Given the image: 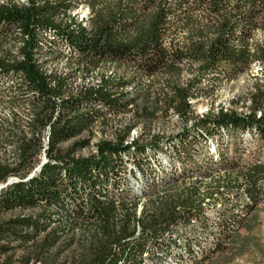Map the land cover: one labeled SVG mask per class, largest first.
<instances>
[{
  "label": "rangeland",
  "instance_id": "374dc122",
  "mask_svg": "<svg viewBox=\"0 0 264 264\" xmlns=\"http://www.w3.org/2000/svg\"><path fill=\"white\" fill-rule=\"evenodd\" d=\"M57 1L0 0V187L16 180L0 189V264H110L124 256L122 240L140 245L193 217L219 230L198 264H264V199L245 201L264 184V0H164L157 42L144 50L140 37L121 55L91 49L97 30L101 47H116L129 44L136 22L107 43L95 20L106 0H82L49 21ZM31 14L28 27L21 15ZM223 37L229 54L212 61ZM72 44L81 60L56 55ZM109 88L118 104L109 105ZM80 110L92 116L68 122ZM230 116L251 124L234 127ZM143 163L154 184L140 178ZM125 167L138 177L135 201L106 191Z\"/></svg>",
  "mask_w": 264,
  "mask_h": 264
},
{
  "label": "trees",
  "instance_id": "16d2710c",
  "mask_svg": "<svg viewBox=\"0 0 264 264\" xmlns=\"http://www.w3.org/2000/svg\"><path fill=\"white\" fill-rule=\"evenodd\" d=\"M82 0H58L57 2L60 3L61 8H59L58 11H55L51 16H49V21H56V15H58L59 13H63L66 12L67 10H64L67 7H71V6H76L77 2H81ZM84 2L86 1V3L89 0H83ZM107 2L105 3L104 7L102 9H99L96 13L95 16V20H98L102 24L105 25V29H106V39L105 41H107V43H109L110 39H114L116 37V34H119L120 30L117 29L118 26L122 25L123 27L129 26L131 24H133L134 22H136V30H135V34L130 37V42L129 44H118L116 47H109V48H103L98 44V34L100 31L97 30V33L94 37V40L91 44V49L96 53V54H101V53H108L109 55H121L122 53L126 52L128 50V47H130L131 43H135L138 41V39L140 37H143L145 40V43L143 45V49L147 50L150 49L151 46L157 42V39L159 37V28L160 26L164 23V21L167 18V12H168V3L164 0H144L142 2H134L136 0H112L113 3L110 4L109 0H106ZM111 1V0H110ZM218 2H220V0H212L211 4L213 6H217ZM60 7V6H59ZM33 8V7H32ZM34 9V8H33ZM58 9V8H57ZM35 10V9H34ZM35 12V11H34ZM33 12V13H34ZM14 13L17 15H20L18 11H16L13 8H6L4 9V11L2 12V14H4L7 17H13ZM34 14H31V17L29 15V17H23L24 15H21V19L22 22L25 23V25H27L28 27L32 26V20H29L30 18H32ZM94 18V16H93ZM29 20V21H27ZM222 24L225 26L228 25V22L224 21L222 22ZM121 28V29H122ZM237 30V29H236ZM5 31V28L1 25L0 26V33H3ZM32 31V30H30ZM26 38H30V40L33 39L34 35L33 33L31 34L29 33H25ZM228 37V36H227ZM226 37H223V39L221 40V45L220 46H213L210 49V54H211V60L213 61L215 58H217V56H219V54L223 53L224 54H229L228 51H226V48H223V44L225 41ZM24 44L30 48V43L27 42V40L24 41ZM65 44H67L65 42ZM80 45V44H79ZM81 46V45H80ZM56 52V55H58L60 52H67L69 55H72L76 58H78V60L80 59V56H77V54L80 52L77 46H75L74 44L72 45H66V48L63 49L61 47H58ZM6 54L8 55L9 53L6 52ZM236 56L239 57V53H236ZM81 60V59H80ZM83 63L84 67L86 70H94V66L97 65V62H89L86 58L83 59V61L81 62ZM113 64V63H112ZM202 70H206L205 68ZM102 79H107L106 77L102 78ZM86 88H93V89H98V85H96L95 87H86ZM117 88H109V89H105L103 90V93L108 96V103L109 105H115L119 103V97L121 94L116 95V90ZM193 97V95H190V97H188V99H191ZM188 99L186 101V105L189 108V103H188ZM111 111H117L116 109L111 108ZM261 112V115L258 117L257 114V119L256 122L258 123L259 121H264V113H262L261 110H259ZM100 112L99 110L96 112L98 113ZM79 114H74L73 116H71L68 119V122H80L81 120L79 119L80 117H91L92 115V111L90 110H80L78 111ZM229 118V116H227ZM231 117V116H230ZM231 120H233V125L234 127H238L240 125H245V124H251L250 120L247 121L248 119L246 118H241V119H233L232 117L230 118ZM220 121V120H219ZM218 121V122H219ZM203 122V121H200ZM255 126H257L255 124ZM67 127L61 128L62 130H65ZM88 129V128H87ZM107 152V148L105 149H101L100 153L101 156L103 154H105ZM134 165V167H141V162H136V163H132ZM258 164V163H257ZM143 167L144 172L147 176L150 175V171H151V166H145V164L143 163ZM80 168L78 167V165L76 167H73L69 172L70 175L73 176H78L80 174ZM149 168V169H148ZM148 169V170H147ZM126 170L127 167H125L124 173L122 175V181L118 184V188L114 189L113 186H108V188L106 187V191L108 193V195H112L113 197H115L116 199H120V200H124L126 198H128L127 195H125V185L127 184V178H126ZM192 174H194L193 171H191ZM196 172V171H195ZM145 175V176H146ZM30 175L26 177V179H29ZM7 183V182H6ZM16 184V182L14 183H10V184H6L5 186H3L1 189H3L4 193L9 192L14 185ZM122 189V190H121ZM119 190V191H118ZM261 191H263L262 185H259L257 187V191L256 193H254L251 196V202L253 201H259L262 199V193ZM118 193V194H117ZM121 193V194H120ZM54 216V215H53ZM54 218H59V217H55ZM189 221V220H187ZM184 221L183 223L187 222ZM173 225H170L169 227H167L166 230L163 231V233H160L161 235H155L157 237L155 238H150L151 241L153 242H157L159 240V238H164L166 233L169 231L170 227ZM156 240V241H155ZM123 241H129V239L127 240H122ZM148 240H145L143 244H140L138 249H134V243H126L125 246H123L124 248V256L120 259L117 260V258L115 256H111L112 258H110V264H140V256L144 250L143 247H145V244ZM143 248V249H142ZM163 248V247H162ZM133 250H138V253L135 257L128 255L129 251L132 252ZM128 255V256H127ZM117 260V261H116ZM139 260V261H138Z\"/></svg>",
  "mask_w": 264,
  "mask_h": 264
},
{
  "label": "bare ground",
  "instance_id": "6f19581e",
  "mask_svg": "<svg viewBox=\"0 0 264 264\" xmlns=\"http://www.w3.org/2000/svg\"><path fill=\"white\" fill-rule=\"evenodd\" d=\"M42 61H44V60H42ZM42 66H44V65H42ZM222 112H223V110H222ZM259 113H261V112L258 111V117L261 115ZM215 156H216V154H215ZM218 157L222 158L223 155H222V157H221V155H219ZM260 162L261 161H256V163H260ZM40 164L41 163L39 162V165ZM126 171H128V174H130L129 178H131V179H127V184L125 185L126 190H125L124 193H125V195L128 196V198H126L125 201H132V200L135 201V200L139 199V196L136 195L134 193V189L132 187L130 188L129 186L132 184L131 183L132 181H138V179H137L138 177H136L135 174L132 172V168H127ZM151 171H155V170H153V168L151 167ZM126 178H128L127 174H126ZM140 178L142 180L144 179L146 182H150L151 184L155 183L153 180L147 179L148 177L144 178V176H142V177L140 176ZM128 180H129V182H128ZM14 181L16 182V180H14ZM3 186H5V185H2L0 187V189ZM150 186H152V185H150ZM242 186H244V185H242ZM262 188H263V191H264V184H262ZM262 199H264V195L263 194H262ZM245 201H246V203H252L251 199L249 197H247L245 199ZM200 204H201V202H200ZM199 208H201V207H199ZM177 211H179V210H177ZM208 224H209V219H207V218H205V219L204 218H198L197 219V217H193V218L189 219V221H187L185 223L182 222V223H179L176 226L175 225L171 226L169 231L165 235L166 237L159 238V240L157 242L151 241L152 239L148 240L146 242L145 247H143L144 250H143V252H142V254H141L140 258H139L140 261L139 260L138 261L140 262V264H198L199 262H201V261L206 259V258L205 259H203V258L209 255V254L206 255L207 252H211V251L213 252V250H215L216 246H217L218 239H215L214 236H216L217 235L216 232L219 231L218 227L217 226H209ZM176 233H178V234H176ZM142 234H145V233H142Z\"/></svg>",
  "mask_w": 264,
  "mask_h": 264
},
{
  "label": "built area",
  "instance_id": "2783aa9c",
  "mask_svg": "<svg viewBox=\"0 0 264 264\" xmlns=\"http://www.w3.org/2000/svg\"><path fill=\"white\" fill-rule=\"evenodd\" d=\"M259 114H261V113H259ZM139 240V239H138ZM138 240H135V241H133V242H129V241H123L122 242V244H124V246H125V244L126 243H134V249H138V247H139V242H138ZM146 240H150V238L149 239H146ZM113 249L116 251V249L113 247ZM119 258H117V260H118ZM116 260V261H117Z\"/></svg>",
  "mask_w": 264,
  "mask_h": 264
}]
</instances>
